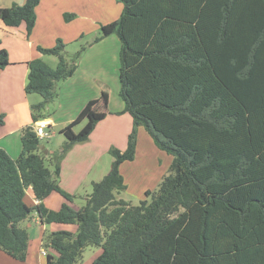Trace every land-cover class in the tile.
<instances>
[{
	"label": "trees",
	"instance_id": "obj_1",
	"mask_svg": "<svg viewBox=\"0 0 264 264\" xmlns=\"http://www.w3.org/2000/svg\"><path fill=\"white\" fill-rule=\"evenodd\" d=\"M116 1L119 17L100 25L93 42L111 34L120 41L119 113L133 124L126 147L109 150V171L78 209L59 185L58 160L105 118L106 92L59 130L66 141L52 171L30 125L16 159L0 147V250L25 260L29 235L20 223L35 211L41 224H76L74 233L48 235L46 264H77L87 246L101 248L91 264H264V0ZM38 3L2 8L0 20L24 24L28 36ZM74 16L63 14L65 21ZM65 46L58 38L37 47L57 58L54 68L40 58L26 62L24 91L41 95L37 109L76 70L84 48L67 59ZM9 64L0 47V69ZM139 125L172 161L157 191H145L150 201L131 205L116 193L125 188L119 167L134 159ZM27 189L36 204H26ZM52 192L64 199L57 210L43 203Z\"/></svg>",
	"mask_w": 264,
	"mask_h": 264
},
{
	"label": "rangeland",
	"instance_id": "obj_2",
	"mask_svg": "<svg viewBox=\"0 0 264 264\" xmlns=\"http://www.w3.org/2000/svg\"><path fill=\"white\" fill-rule=\"evenodd\" d=\"M114 2H116V0H114ZM74 18L75 16L69 20V22ZM99 35L100 29L96 28L88 35L77 37V39L71 43H66L62 40L66 44L64 52L65 57L69 59L82 47L86 52L85 56H89L94 50H96L95 47H93V49L90 48L92 46L91 42H93L94 38ZM112 38L113 39H110V41H106L108 44L106 43L104 47H100V45V48L96 51L103 57V77H105L106 81L103 80L104 83L107 84V89H109L112 98L111 107H109V109H115V106L119 104V102H122L120 101L122 100L120 96L118 97L117 95V90L119 89V48H117L118 50L115 52L114 49L117 38ZM55 41L56 40L53 42L54 44ZM53 43L47 46V48L52 47L54 45ZM96 52L94 54L95 57L98 56ZM44 59L45 63L51 68H54L57 64V58L53 55H46ZM99 61H101V59H99ZM99 61L95 59L94 64H92L90 59H85L86 63L81 61L80 70H83V67H85L88 73L87 79H89L90 76L93 79L98 77L96 69L101 67ZM78 62L79 60L77 61V64ZM58 82L57 83L61 85L62 80ZM87 83V94L82 92L81 78L78 80V84H76L71 90L69 89L59 92L58 86L60 85H58L55 87V95L53 98L45 103L40 109L33 107L42 101L41 95L37 93H27L28 95L26 96L22 91L19 89L17 91L16 89L14 94L10 93V96L6 98V93L0 91V109H3V113H7L8 116L5 114V116L8 117L7 121H10L12 118L8 112V105L19 102L24 103V96H26L25 99L27 100L28 105L26 104L27 111H25V114L20 118V123L23 125L21 134L23 129L27 126L26 121L29 123L32 121V117L30 118L31 115L39 116L38 119H50L51 123H53L52 128H49L47 125L45 128V131L48 132L50 136L39 140V153L43 156L44 165L51 171L54 168V159L52 156L54 152H59L62 149L66 141L65 136L61 134L59 130L68 124L71 121L70 119H74L77 116H75L74 113L82 101L81 98H79L80 95H85L86 97L88 95L95 98L100 94L99 89L97 88V81L93 84L90 82ZM1 104L3 105L1 106ZM0 115L3 114L0 112ZM127 118H129L130 121H128ZM84 123L85 121H82L75 125L73 127L74 132L79 131ZM96 125L94 128L95 130H93L87 140L73 144L58 160L60 169L63 170V180L67 183H69V181L71 182V180L72 183H80V185L78 184L79 186L76 194H73V203L78 207L84 204V198L87 193L91 192L92 182L99 181L109 171L110 164L113 160L109 149L119 148L123 151L126 147L128 135L133 128L132 119L129 115H122L119 118L112 116L109 117V119H106L103 123ZM9 127H11L10 124ZM135 140L136 150L134 159L123 162L120 168L125 188L119 193H116L117 198L129 202L131 205H137L144 199L150 201L151 196L145 197V191H150L152 194L157 191L162 177L169 173V166L172 161V156L170 154L159 149L154 144L151 135L146 131L143 125L137 127ZM11 143L14 145L13 142ZM56 230H67L74 233L76 231V224H44L43 228L40 226L36 228V234L39 235L42 233V249L48 250V246H46L47 237L52 231ZM33 238L34 234L31 233V239ZM100 251V246L85 247L77 264H91L92 260L100 253Z\"/></svg>",
	"mask_w": 264,
	"mask_h": 264
},
{
	"label": "crops",
	"instance_id": "obj_3",
	"mask_svg": "<svg viewBox=\"0 0 264 264\" xmlns=\"http://www.w3.org/2000/svg\"><path fill=\"white\" fill-rule=\"evenodd\" d=\"M24 2L25 0H0V9L9 7L13 4L22 5ZM119 4L122 5L120 2H114V0H39V3L35 7V23L28 36L26 35L24 24H20L17 27H7L0 20V47L6 50L10 63L3 69H0V91L6 93V98L10 96V93L14 94L16 89L17 91L19 89L22 91V93H24V95L26 94L27 96L28 94L24 91L28 74V66L26 62L34 58H40L45 62L44 58L46 55L40 53L37 50V47L41 46L47 48V46L51 45L54 40L58 38L66 43H71L75 41L77 37L88 35L94 29L100 28V25L116 20L122 11V6ZM64 13H73L75 18L70 22H65L63 20ZM112 37H116L118 39L115 34H111L97 42H91L92 46L90 48L93 49V47H95L96 50H94L89 56H85L86 52L83 51L79 58V62L74 74L71 77L62 80L61 85L58 84L60 83L58 82L55 86L57 87L60 85L58 86L59 92L69 89L71 90L76 84H78V80L81 78V87L83 89L82 92L87 94V82L93 84L95 81H97L98 87H96L99 89V92L101 93L104 91L108 95V103L105 110L106 116L104 119L99 121L97 125L103 123L106 119H109V117L112 116L119 118L122 115H129L128 113H119L124 107L122 100H120L122 102H119V104L115 106V109H109V107H111L112 98L111 94L109 93V89H107V84L104 83V80L106 81V79L103 77V57L96 52L98 48L104 47V45H106V41L113 39ZM117 39V42H115V52H117V48H120V41ZM95 52L98 54L97 57L94 55ZM85 59H90L92 64H94L95 59L98 61L101 59V61H99L101 63V67L96 69L98 77L93 79L90 76L89 79H87L88 73L85 67H83V70H80V63L81 61L86 63ZM118 92L119 89L117 90V95L119 97ZM26 96H24V103L19 102L8 105V112L12 116L10 121H7V113H3V109H0V112L4 115L3 124L0 125V147L3 148L12 159H16L21 152L20 137L23 125L20 123V118L25 114V111H27L26 104L28 105V103L25 99ZM79 98H81L82 101L74 113L75 116L81 111V109L89 100L95 99L88 95L87 97L85 95H80ZM2 105L3 104H1V106ZM5 114L7 116H5ZM129 117L131 116L129 115ZM38 118L39 116L37 117V121H31L32 123L26 121L27 126L30 125L34 127L38 123H44L49 128L53 127V123H51L50 119ZM127 119L130 121L129 118ZM70 120L72 121L73 119ZM9 124L11 127H9ZM11 142H13L14 145H12ZM122 164L120 165L119 169L121 168ZM62 172L63 170L60 169V187L69 194H76L80 183H72V180L71 182L69 181V183L65 182L62 178ZM25 202L27 205H34L37 203V200L33 197L30 189H27L26 191ZM63 202L64 199L56 192H52L43 200L44 205L52 210L59 209ZM71 206L75 209L81 207L75 205L73 201L71 202ZM20 226L25 228L29 235L27 255L25 260L17 261L0 250V264H46V254L53 255V252L49 247L48 250L41 248L42 233L38 235L35 231L39 226L43 228L44 224L40 223L36 212H31L29 218L22 221ZM31 233L34 234L33 239H31ZM41 250H44L46 253L42 254Z\"/></svg>",
	"mask_w": 264,
	"mask_h": 264
},
{
	"label": "built area",
	"instance_id": "obj_4",
	"mask_svg": "<svg viewBox=\"0 0 264 264\" xmlns=\"http://www.w3.org/2000/svg\"><path fill=\"white\" fill-rule=\"evenodd\" d=\"M46 125L44 123H38L34 126V131L38 138H44V137H49L50 134L45 131ZM42 254H45L46 252L44 250H41Z\"/></svg>",
	"mask_w": 264,
	"mask_h": 264
}]
</instances>
